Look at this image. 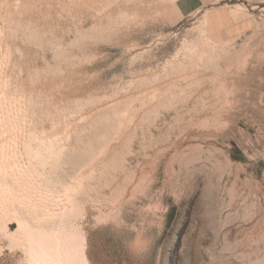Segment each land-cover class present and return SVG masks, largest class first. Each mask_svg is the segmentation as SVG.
<instances>
[{"label": "rangeland", "instance_id": "obj_1", "mask_svg": "<svg viewBox=\"0 0 264 264\" xmlns=\"http://www.w3.org/2000/svg\"><path fill=\"white\" fill-rule=\"evenodd\" d=\"M261 184L264 0H0V264H264Z\"/></svg>", "mask_w": 264, "mask_h": 264}, {"label": "snow or ice", "instance_id": "obj_2", "mask_svg": "<svg viewBox=\"0 0 264 264\" xmlns=\"http://www.w3.org/2000/svg\"><path fill=\"white\" fill-rule=\"evenodd\" d=\"M217 158L220 160L221 166H223L224 165L223 157H217ZM261 187L264 188V184H261ZM15 249H16V245H9L8 248L0 250V255H4V254L11 252ZM20 264H27V262L24 260H21Z\"/></svg>", "mask_w": 264, "mask_h": 264}, {"label": "bare ground", "instance_id": "obj_3", "mask_svg": "<svg viewBox=\"0 0 264 264\" xmlns=\"http://www.w3.org/2000/svg\"><path fill=\"white\" fill-rule=\"evenodd\" d=\"M53 161H54V160H52V162H53ZM28 170L30 171L31 169H28ZM65 200H66V199H65ZM69 200H70V199H69ZM70 209H71V208H70ZM36 246H39V247H38V248H39V249H38V250H39L38 252H41V250H42V249H41V246H40L39 244L37 245V243H36Z\"/></svg>", "mask_w": 264, "mask_h": 264}]
</instances>
